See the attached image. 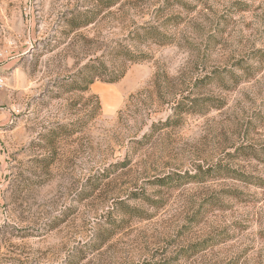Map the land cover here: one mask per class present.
I'll use <instances>...</instances> for the list:
<instances>
[{
  "label": "rangeland",
  "instance_id": "1",
  "mask_svg": "<svg viewBox=\"0 0 264 264\" xmlns=\"http://www.w3.org/2000/svg\"><path fill=\"white\" fill-rule=\"evenodd\" d=\"M0 76V264H264V0H0Z\"/></svg>",
  "mask_w": 264,
  "mask_h": 264
},
{
  "label": "trees",
  "instance_id": "2",
  "mask_svg": "<svg viewBox=\"0 0 264 264\" xmlns=\"http://www.w3.org/2000/svg\"><path fill=\"white\" fill-rule=\"evenodd\" d=\"M124 76H125V72L121 73V75H119L114 82L120 81L121 79L124 78Z\"/></svg>",
  "mask_w": 264,
  "mask_h": 264
},
{
  "label": "built area",
  "instance_id": "3",
  "mask_svg": "<svg viewBox=\"0 0 264 264\" xmlns=\"http://www.w3.org/2000/svg\"><path fill=\"white\" fill-rule=\"evenodd\" d=\"M2 84H3V79H2V77L0 76V87H1Z\"/></svg>",
  "mask_w": 264,
  "mask_h": 264
}]
</instances>
